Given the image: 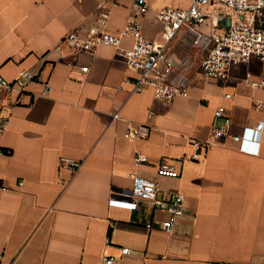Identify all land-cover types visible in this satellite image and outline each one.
I'll return each mask as SVG.
<instances>
[{
	"label": "crops",
	"instance_id": "0c3cea01",
	"mask_svg": "<svg viewBox=\"0 0 264 264\" xmlns=\"http://www.w3.org/2000/svg\"><path fill=\"white\" fill-rule=\"evenodd\" d=\"M101 1L0 0V72L10 80L22 69L37 75L15 92L0 137L1 264H103L104 255L118 264H264V125L258 154L227 137L191 158L192 140L220 123L217 106H226L232 133L249 118L264 121V108L254 104L264 100V87L245 80L248 72L264 76V64L252 58L233 65L226 80L202 78L205 50L183 27L167 47L177 64L171 79L187 78L188 92L159 103L152 85L135 89L127 80L138 72L116 46L86 52L60 45L69 31L94 23ZM108 1L107 29L119 33L135 0ZM147 1L143 32L162 41L158 9L189 0ZM4 91L0 86V101ZM128 120L148 124L149 135L129 137ZM137 151L148 160L136 162ZM163 161L175 162L180 175H159ZM133 172L156 180L161 196L185 194L172 231L161 227L170 214L148 200L136 208L110 202L125 198Z\"/></svg>",
	"mask_w": 264,
	"mask_h": 264
},
{
	"label": "built area",
	"instance_id": "2783aa9c",
	"mask_svg": "<svg viewBox=\"0 0 264 264\" xmlns=\"http://www.w3.org/2000/svg\"><path fill=\"white\" fill-rule=\"evenodd\" d=\"M211 1V7L206 4ZM150 10L147 0H135L133 12L128 16L119 33H112L107 29L112 5L108 0L97 4L94 23L86 30L73 29L65 34L60 45H67L76 51L94 52L99 45L107 44L117 47L130 69L138 75L127 80L132 82L135 89L150 84L154 87V97L157 102L163 103L174 99L178 95L188 92V80L182 77L173 82L171 74L176 69L175 60L168 54V43L174 39L179 31L185 27L192 37L194 45L207 50L201 61V77H217L226 80L230 68L238 63L247 62L252 58L259 59L264 64V0H189L188 6L165 5L158 9L157 17L163 25V40L148 38L143 32L141 15ZM230 18L229 25L226 18ZM208 24L207 30L202 26ZM132 38V44L122 46V37ZM186 60H184L185 62ZM70 63V62H69ZM87 70L88 66H83ZM37 78V75L28 69L20 70L18 76L12 80L4 77L0 72V86L4 88V95L0 101V137L5 131L12 116L17 99L15 92H23L27 83ZM245 80L253 86L264 87V76L253 78L248 72ZM230 97L231 93H226ZM257 108H264V100L256 99ZM153 110L149 111L152 116ZM113 118H118V112H113ZM215 119L220 123H213L211 131L205 139H193L195 151L191 158L198 159L199 150H207L210 146L231 137L238 143V149L249 154H258L263 134L264 121L249 118L240 133H232V119L225 105H219L214 111ZM150 126L132 120L127 121V134L131 138H142L149 135ZM1 149V148H0ZM136 162L148 160V156L136 152ZM179 157L176 161H183ZM65 165L72 168L79 166L78 161H68ZM159 175H180L175 162L163 161L157 167ZM133 185L125 198L117 196L110 198L111 203H118L136 208L140 201L148 200L154 207L167 211L170 215L161 222V227L172 231L176 218L183 213L185 194L173 193L170 197L160 195V186L154 179L131 173ZM148 227L152 226L147 222ZM122 253L131 254L128 246H122ZM103 264H118L113 256L104 255ZM1 264V254H0Z\"/></svg>",
	"mask_w": 264,
	"mask_h": 264
},
{
	"label": "rangeland",
	"instance_id": "374dc122",
	"mask_svg": "<svg viewBox=\"0 0 264 264\" xmlns=\"http://www.w3.org/2000/svg\"><path fill=\"white\" fill-rule=\"evenodd\" d=\"M211 5L212 4H211V1H210L208 4H206V7L209 8V7H211ZM206 52H207V50H205V54H206Z\"/></svg>",
	"mask_w": 264,
	"mask_h": 264
},
{
	"label": "water",
	"instance_id": "95a60500",
	"mask_svg": "<svg viewBox=\"0 0 264 264\" xmlns=\"http://www.w3.org/2000/svg\"><path fill=\"white\" fill-rule=\"evenodd\" d=\"M225 20H226V24L229 25V23H230V18L227 17Z\"/></svg>",
	"mask_w": 264,
	"mask_h": 264
}]
</instances>
